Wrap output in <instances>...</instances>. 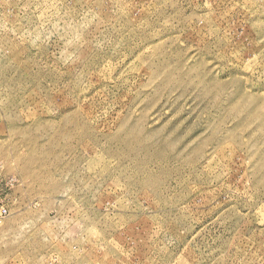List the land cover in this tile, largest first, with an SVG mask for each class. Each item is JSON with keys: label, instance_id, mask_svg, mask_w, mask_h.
<instances>
[{"label": "rangeland", "instance_id": "1", "mask_svg": "<svg viewBox=\"0 0 264 264\" xmlns=\"http://www.w3.org/2000/svg\"><path fill=\"white\" fill-rule=\"evenodd\" d=\"M0 264H264V0H0Z\"/></svg>", "mask_w": 264, "mask_h": 264}, {"label": "built area", "instance_id": "2", "mask_svg": "<svg viewBox=\"0 0 264 264\" xmlns=\"http://www.w3.org/2000/svg\"><path fill=\"white\" fill-rule=\"evenodd\" d=\"M6 213H7V210L3 206H0V225L2 223L3 218L5 217Z\"/></svg>", "mask_w": 264, "mask_h": 264}]
</instances>
